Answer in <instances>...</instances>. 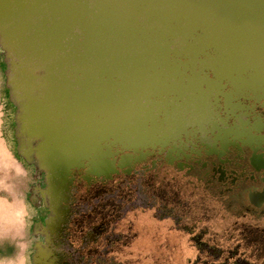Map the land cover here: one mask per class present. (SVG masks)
Wrapping results in <instances>:
<instances>
[{"label": "flooded vegetation", "instance_id": "flooded-vegetation-1", "mask_svg": "<svg viewBox=\"0 0 264 264\" xmlns=\"http://www.w3.org/2000/svg\"><path fill=\"white\" fill-rule=\"evenodd\" d=\"M166 56L202 75L195 111L185 85L149 96L147 126L160 134L124 141L130 148L104 139L103 164L74 167L56 185L19 155L6 88L4 135L35 181L24 196L25 264H264V59L253 70L245 58L222 69L215 54ZM168 99L180 114L164 110Z\"/></svg>", "mask_w": 264, "mask_h": 264}, {"label": "water", "instance_id": "water-1", "mask_svg": "<svg viewBox=\"0 0 264 264\" xmlns=\"http://www.w3.org/2000/svg\"><path fill=\"white\" fill-rule=\"evenodd\" d=\"M261 33L264 0H0V48L16 127L19 120V155L43 170L51 185L67 180L74 167L103 164L104 139L130 148L124 141L144 136L127 130L130 119H118L122 130L116 124L114 133L99 136L101 73L112 78L117 110L130 93L125 107L152 112L149 96L175 95L183 86L135 84L165 72L149 64L150 56L215 54L222 69L245 58L256 70L255 58L264 59ZM164 110L173 114L176 108ZM149 117L139 114L134 122L148 127ZM22 137L37 140V162Z\"/></svg>", "mask_w": 264, "mask_h": 264}, {"label": "rangeland", "instance_id": "rangeland-1", "mask_svg": "<svg viewBox=\"0 0 264 264\" xmlns=\"http://www.w3.org/2000/svg\"><path fill=\"white\" fill-rule=\"evenodd\" d=\"M261 35H264V33H261ZM183 42V41H182ZM162 43V42H161ZM183 45H187L186 43H182ZM150 59L149 64L150 65H158V69H162V66L165 70L163 73H156V74H151L150 78H138L135 79V84L141 85L142 87L145 86H152L150 88H154L156 90H167L170 88V86L179 84L181 86L186 87L185 91V96L186 98L189 99V104L187 106V109L185 110L190 114L191 112H194L196 109V104L195 101L197 102L196 99H200L201 93L198 92V87L197 85L201 81V74L194 75L193 77H187L181 70L184 69L182 65L176 64L175 62H172V59H167L168 57L163 55V56H155L152 55L149 57ZM162 61V63H161ZM107 68L110 67V65H106ZM198 69V68H197ZM196 69V70H197ZM7 70V62L3 53V50L0 48V97L4 98L7 102V94H6V88L9 91V88L6 85V73ZM101 74L103 75L102 78V86H103V91H102V98L100 100V113L98 114L97 117H100V133L99 136L111 133L115 131V125L118 124V119H130L132 124H129L127 127V130L129 132H132L136 135L140 136H145V137H152L155 134H160L162 131L160 126H154V127H145L144 125L142 126H137L134 121H136V118L139 117V114H151L153 112H150V110L145 109L144 107H141L143 109H138L136 108H128L125 107L129 104H127L126 100H131V98H128L129 95L133 94H128L125 93L123 94V97H121V101L124 103L121 104L122 107L118 108L117 110V104L115 102L116 95L113 91L112 87V81L109 75V72H103ZM192 76V75H191ZM130 82V81H129ZM146 88V87H145ZM142 89V88H141ZM184 89V87H182ZM143 90V89H142ZM150 90V89H149ZM148 91H135L134 95H145ZM10 96V93H9ZM90 98V97H88ZM203 103V102H202ZM164 106H166L169 110H172L174 106L172 105L171 101L164 100L163 101ZM119 105V104H118ZM87 109H89V105L87 103ZM8 112L10 113L9 107L6 106ZM194 110V111H193ZM92 110L87 111L88 113V121L94 122L93 118L95 117ZM180 110L173 111L175 114H180ZM0 114H2V105L0 104ZM176 117V116H175ZM179 122L182 120L181 118H177ZM10 123V120H7ZM140 125V124H139ZM118 129L122 130V126L118 124ZM16 128V124H15ZM8 131V130H7ZM127 131V132H128ZM7 140V139H6ZM9 147V142L8 140L5 141V139L2 136V130L0 127V149L6 147ZM10 153L12 156H14L12 150L10 149ZM16 161V166L12 165L11 162L8 163L7 169L4 168L0 169V181H2V178L4 177V181L6 182L7 186L10 187V185L13 186L14 189H10L9 187L6 186H1L0 187V196L6 198L8 201L13 202V194L17 198L24 199L25 193L28 190V187L30 186L31 183L35 182L34 179L30 177L25 176V171L20 162L15 158ZM20 166V167H19ZM20 168V170H19ZM3 176V177H2ZM2 177V178H1ZM10 189V191H9ZM7 190V191H6ZM20 214V215H19ZM23 212L20 210L16 214V219H14L11 223H7V221H3L0 224L2 225L0 227V264H25V256L26 252H28L26 246V239L24 238L26 234V225L23 223H26V216L22 215ZM24 216V217H23ZM22 219V220H21ZM23 223H21V221ZM25 220V221H24ZM17 222V223H15ZM13 223H15L13 225ZM6 228V229H5ZM9 228V229H8ZM28 231V230H27ZM27 237V235H26ZM26 251V252H25ZM29 253V252H28ZM112 255V252H104L101 255V260L104 259L105 261L107 259H110Z\"/></svg>", "mask_w": 264, "mask_h": 264}, {"label": "bare ground", "instance_id": "bare-ground-1", "mask_svg": "<svg viewBox=\"0 0 264 264\" xmlns=\"http://www.w3.org/2000/svg\"><path fill=\"white\" fill-rule=\"evenodd\" d=\"M17 103H19V102H17ZM19 108L20 107H18V113L20 112ZM1 122H2V114H0V127H1ZM18 127H19V120L17 121V127L16 128H18ZM22 138H20V140L25 145H31V147H33L31 152H30V154H29L30 160H33L34 162H37V154H36V151H35L36 150L37 140H30V139L27 140V139H24V138L22 139ZM10 162H11L12 165L16 166L15 165L16 164L15 156L11 155L9 147L7 146L6 149H4V148L0 149V169L4 168V170H5V168L7 167L8 163H10ZM19 170H20V168H19ZM1 186L9 187V186H7L6 182L4 181V177L2 178V181H0V187ZM9 188L10 189H14L12 185H10ZM10 189H9V191H10ZM12 201L13 202H10L6 198L0 196V223L5 220V221H7V223H11L12 224V221L17 218L16 217L17 212L20 211V210L23 212L22 215L27 216L26 214H27L28 211H27V208H26V200L21 199V198L19 199L13 194V200ZM26 218H28V217H26ZM15 223H17V222H15ZM15 223H13V225ZM21 223H23V222L21 221ZM23 224L26 225V223H23ZM1 226L2 225L0 224V227Z\"/></svg>", "mask_w": 264, "mask_h": 264}, {"label": "crops", "instance_id": "crops-1", "mask_svg": "<svg viewBox=\"0 0 264 264\" xmlns=\"http://www.w3.org/2000/svg\"><path fill=\"white\" fill-rule=\"evenodd\" d=\"M0 104L2 105V122H1L2 136L5 139V141H7L4 134H5V131H7V130L10 131V124L7 121L8 120L7 115L9 112L6 108V101L4 98L0 97ZM0 237H1V235H0Z\"/></svg>", "mask_w": 264, "mask_h": 264}]
</instances>
